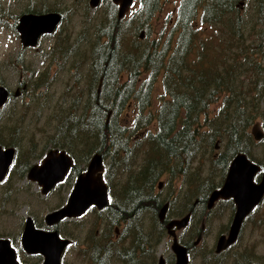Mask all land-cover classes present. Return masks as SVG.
<instances>
[{
	"label": "trees",
	"instance_id": "1",
	"mask_svg": "<svg viewBox=\"0 0 264 264\" xmlns=\"http://www.w3.org/2000/svg\"><path fill=\"white\" fill-rule=\"evenodd\" d=\"M237 3L239 0H179L173 39L171 30L162 42L152 39L142 46L133 42L126 48L121 43L127 25L133 22L134 32L140 27L148 31L149 17L159 0H139L133 12L122 18L110 5L105 24L99 26L92 44L90 87L81 111H70L62 118L52 145L69 150L79 164L94 151H101L107 159L105 177L110 193L114 181L118 182L119 196L126 198L122 201L152 203L153 187L164 171L171 175L187 173V165L203 152V144L211 145L220 136L225 148L216 155L209 154L212 167L206 173L208 177L200 179L199 186L197 183L196 194L217 186L214 171L220 167L224 175L241 137L246 135L244 112L249 106L255 108L254 96L262 92L259 85L264 86V0H254L251 20L239 12ZM217 25L228 32L220 49L208 45L209 40L200 34L201 29ZM246 29L256 39L248 42ZM143 72L146 77H140ZM160 72L166 97L156 112L146 111L152 82ZM246 74L254 82V93L248 97L250 84L243 80ZM256 77H262L261 83ZM220 91V104L211 115L208 103L217 99ZM129 105L135 113L129 123H124L125 118L118 120L117 115ZM148 122L154 123V128L146 130L147 154L137 168L131 169L135 161L131 134L137 124ZM0 142L4 141L0 138ZM78 146L79 153H74L72 148ZM172 162L177 167L173 171ZM26 164L27 160L19 165L18 176L24 175ZM124 171L128 173L122 174ZM196 174L199 176L195 171L187 178L190 185L197 181ZM157 202L162 200L158 197ZM159 234L162 236L163 231Z\"/></svg>",
	"mask_w": 264,
	"mask_h": 264
},
{
	"label": "rangeland",
	"instance_id": "2",
	"mask_svg": "<svg viewBox=\"0 0 264 264\" xmlns=\"http://www.w3.org/2000/svg\"><path fill=\"white\" fill-rule=\"evenodd\" d=\"M88 1L0 0V79L14 88L21 72L25 79L31 75L32 80L37 81V77L43 76L41 81L43 84L40 87L42 93L32 99L27 96L24 98L25 101L23 99L17 102L10 100L0 111V138L4 142H13L17 147L16 160L8 175L0 182V236L14 234L27 214L35 213L36 218L43 217L47 211L63 202L69 192V188L62 189L60 186L42 195L39 186L26 176H18V171L19 165L27 160V156L31 163L37 161L29 153L30 147L34 149L36 154L55 148L51 139L56 137L57 126L62 118L70 111H74L76 114L81 111V104L87 96V88L90 87L89 63L92 58V44L95 41L99 26H104L106 21V0H99L95 6H90ZM241 1L242 4L238 5L239 12H242L250 20L253 19L254 0ZM178 3L179 0H159L158 8L149 17L148 31L145 27H140L134 32L133 22L131 25H127L121 43L122 48L131 47L133 42L142 46L152 39L162 42L168 37L171 30L170 38L173 39L176 33L172 26ZM27 5L57 7L64 11V19L57 31L43 36L36 47L23 52L18 33L13 28L12 22L14 21L13 15L16 17L18 12ZM137 6L138 1H134L129 11L127 10L126 16H129L130 12ZM250 32L246 29L245 36L248 42L256 39L254 34L251 35ZM140 33H142L141 36ZM200 34H204L203 38L209 40L208 45L211 47H221L223 39L228 36V32L223 30V25L201 29ZM21 56L22 60L19 59ZM55 57L57 58L55 59ZM145 75L146 72H143L140 77H146ZM256 79H259L258 82L261 83L262 77H256ZM243 80L244 82L248 80L247 84H250L247 97L248 95L252 96L254 82L250 81L247 74ZM162 83V73L160 72L152 82V98L146 111L156 112L161 100L166 97ZM260 86L262 87L261 94L259 92L254 96L255 108H250L248 105L249 109L244 112V115L247 118L245 130L249 132L251 126L254 125L253 120H257L263 131L260 139L254 145V154L262 160L264 159V86L263 84ZM220 96H222L221 91L217 95V99L208 103L207 111L209 114L212 115L216 112L220 104L218 100ZM134 113V107L129 105L122 108L117 118L118 120L121 117L125 118L124 123H129L133 119ZM137 126L132 132L130 140L131 145L135 146V161L131 169L137 168L143 162L147 154L146 130L147 128H154V123L148 122L137 124ZM60 138L58 137L56 141ZM211 143V145L206 142L203 144V152L187 165L189 166L187 173L171 175L170 171L163 172L159 178L163 183L156 192L161 196L173 192V196H176L178 202L182 200L184 192H187V203L191 202L200 181H202L200 179L208 177L206 173L212 165L209 154L216 155L225 148L224 141L220 136H216ZM79 146L72 148L74 153H79ZM68 152L70 151L68 150ZM73 157L75 156L73 155ZM106 161L107 159L104 161L105 166ZM174 167L176 168L175 165ZM195 171L199 172V176L196 174L197 181L190 185L187 178L190 173ZM127 173L124 171L122 174ZM221 179V168L219 167L214 171V180L220 182ZM117 183L112 181L114 190L118 189ZM197 183L198 186L196 187ZM62 185L66 186L67 183ZM261 204L255 209L251 218L245 222L238 241V246L241 249L249 248L255 254L264 253V201ZM175 209L177 206H174L171 211ZM89 213L85 214L83 220L89 219ZM229 214L228 203H220L214 206V209L208 214L207 221H205L208 245L214 241L217 231L224 229L225 224L229 221ZM234 249L236 247L232 249V252ZM74 250L76 248L72 246L68 253L73 264H75ZM199 263L196 261L192 264Z\"/></svg>",
	"mask_w": 264,
	"mask_h": 264
},
{
	"label": "flooded vegetation",
	"instance_id": "3",
	"mask_svg": "<svg viewBox=\"0 0 264 264\" xmlns=\"http://www.w3.org/2000/svg\"><path fill=\"white\" fill-rule=\"evenodd\" d=\"M134 1L139 0H133L132 3ZM239 4H242L241 0L237 3V6ZM110 5L111 7L114 6L118 12L119 5L113 2V0H106V13L110 8ZM48 13H57L60 16L53 29L51 31L41 32L37 36L35 43H23L18 29L21 16L24 14L40 15ZM126 14L127 12L125 15ZM13 17L14 21L12 22V26L17 31L19 42L23 47L22 51L24 50L23 52H25L27 49L36 47L43 36L52 34L58 30L59 25L64 19V11L51 6L37 7L27 5L18 12L16 17L15 15H13ZM56 58L57 57H55V59ZM19 59L22 60V56ZM21 73L14 88H11L0 79V85L4 86L7 90L6 99L0 105V111L10 100L17 102L20 101V99H23L25 101L24 98L27 96L32 99L34 96L42 93L40 87L43 84V82H41L43 76L37 77L36 81L32 80L31 75H29L27 79L23 78ZM253 121L254 125L251 126L249 132L246 130L245 137H241L239 146L236 148L237 150L232 157L238 152H242L250 161L256 163L259 166V169L253 175V181L258 183L261 180L264 171V159L260 160L254 154V145L260 139L263 131L261 130L258 121ZM255 133L260 135L259 138H256ZM0 145L3 147L13 146L15 149L14 157L8 172L4 176L5 178L11 170L12 164L16 160L17 147L16 145L6 144L5 142H0ZM55 147L60 149L59 146ZM46 152L47 150L43 153L36 154L32 147L29 148V153L34 159H37V161L31 163V160H28L27 156L28 164L24 167L23 171L25 173L23 176L27 177V171L30 166L40 163ZM68 153L73 159V164L70 166L64 177L57 181L47 192L43 193L41 186L37 184L36 181L29 179L39 186L42 195H45L50 190L60 186H62V189L69 188L66 199L49 211L59 208L66 203L68 195L71 192L78 175L85 171L86 164L90 158L89 157L86 162H80L79 164L78 162L75 163L76 157H73L70 152ZM82 159L85 160V158H81L80 160ZM170 167L171 171H173V162ZM226 172L227 169L224 175H222L221 181L214 188H219L222 185ZM4 178L1 181H3ZM103 178L106 182L105 169L103 170ZM65 182L67 185H62ZM158 182L153 187L152 195L155 196V200L153 199L152 203L147 200L136 202L122 201L121 198H125V196H119L120 191H118V189L114 190V188L111 189L113 191L111 192L112 195H115L112 197L107 184L108 201L102 207H98L95 203H91L77 215L63 216L52 222H48L45 218L46 213L49 211H47L41 218H36L35 213H32V215L27 214L22 219L20 227L14 234L8 235L9 237H0L8 238L11 247L14 249L15 258L20 264H44L46 261V254L44 251H30L27 248L32 247V244H27V247H25L22 241L23 232L28 218H30L32 225L36 230L55 232L57 237L61 240H65V242L60 244L62 245V248L57 256L56 264H73L70 259L71 256L68 257L69 249L72 246L76 248V250H74L75 264H158L160 258H162L163 264H176L177 256L173 250V244L175 241L185 248L187 256L186 264H192L196 261H199V264H264V253L255 254L252 253L254 251L249 248L241 249V247L238 246V241L244 224L247 219L251 218L255 209L262 205L261 203L264 201V193L259 202H257L244 216L235 240L217 250L218 238L222 234H228L229 226L236 210L234 197L220 196L214 200L211 206H208L209 194L214 189L212 188L208 191L205 190L199 195L195 193L193 199H191V202L189 203H187V192H184L182 200L178 202L175 198L176 196H173V192H169L164 196L159 195L156 190L161 187L163 182L160 186L158 185ZM158 197L162 200L160 204L157 202ZM220 203H228V209L230 210L229 221L225 224L224 229L217 231L214 241L208 245L205 233V221H207V216L211 210L214 209V206H217ZM163 206H165L164 216L160 219L159 213ZM174 206H177V209L171 211ZM86 213L90 214L89 219L83 220ZM186 214H188V219L185 224L181 226L173 224L170 227L171 231L169 232L167 223L170 220L181 218ZM194 217L196 218L194 219ZM69 223H71V225H69ZM161 227H163V229ZM161 230L163 231L162 236L159 234ZM235 247L236 249L232 252V249Z\"/></svg>",
	"mask_w": 264,
	"mask_h": 264
},
{
	"label": "water",
	"instance_id": "4",
	"mask_svg": "<svg viewBox=\"0 0 264 264\" xmlns=\"http://www.w3.org/2000/svg\"><path fill=\"white\" fill-rule=\"evenodd\" d=\"M133 0H113L117 3L119 18L123 17ZM99 0H89L90 6L97 5ZM59 14H24L20 18L18 26L23 43H35L37 36L41 32L51 31L59 19ZM142 33H140V36ZM7 90L0 85V105L5 101ZM256 138L259 134L255 133ZM15 154L13 146L3 147L0 145V181L4 178L11 165ZM103 154L101 151H94L86 164L85 171L80 173L76 182L68 195L66 203L52 211L46 213L45 218L52 222L63 216L77 215L81 213L89 204L95 203L102 207L108 201L107 183L103 178L105 168ZM73 164L71 155L63 148H50L40 163L33 164L27 171V178L34 180L41 186L42 192H47L57 181L61 180L70 166ZM259 169V166L250 161L244 153L238 152L229 162L226 175L219 188H214L208 198V206H211L218 197L233 196L236 203V210L229 226L228 234H222L217 241V250L226 246L235 240L241 222L249 210L259 202L264 193V171L261 180L256 183L253 181V175ZM159 186L162 181L159 180ZM165 206L160 209V219L164 216ZM188 219L185 216L170 220L167 227L173 224L181 226ZM22 241L32 244L27 249L30 251L42 250L46 254L44 264H56L57 256L62 248L61 240L55 232L36 230L30 218L27 219ZM173 250L176 253V264H186L187 256L185 248L180 246L176 241L173 244ZM0 264H20L15 258L14 249L11 247L8 238L0 237ZM158 264H163L160 258Z\"/></svg>",
	"mask_w": 264,
	"mask_h": 264
}]
</instances>
